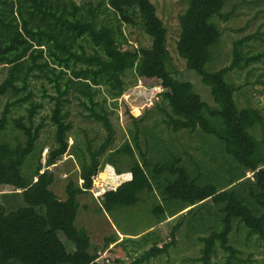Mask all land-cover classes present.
<instances>
[{"label":"trees","instance_id":"obj_1","mask_svg":"<svg viewBox=\"0 0 264 264\" xmlns=\"http://www.w3.org/2000/svg\"><path fill=\"white\" fill-rule=\"evenodd\" d=\"M184 1L176 52L210 88L216 106L205 103L191 82L174 77L168 31L151 0H106L105 8L113 12L115 24L100 18L99 7L84 9L75 0H0V66L6 67L0 96L7 97L0 117V188L8 191L0 193V264H108V257L93 248L90 235L78 228L76 218L80 198L92 188V177L105 165L122 173V158L128 159L130 178L115 187L110 199L101 197L99 209L111 213L137 206L140 196L153 193L154 187L166 204L151 210L158 224L177 214L180 219L200 214L211 205L210 232L198 239L201 264H216L213 259L219 249L225 254L224 264L241 263L239 249L230 244L234 223L247 229V239L256 237L264 243V136L259 140L255 134L264 125V117L258 109L237 105L239 86L228 80L232 71L261 62L263 55L243 51L250 37L236 40L231 63L210 70L222 36L215 20L224 18L227 0ZM122 25L140 27L150 45L124 49L128 39ZM126 72L166 87L156 106L166 114L167 128L200 131L219 141L235 162L228 170L230 178H202L171 150L152 164L147 155L151 151L143 152L139 146L144 130L140 126L133 141L142 162L129 142L111 150L116 129L108 99L120 98L127 89ZM38 81L53 127V143L44 164L38 147L43 123L37 124L36 118L45 103L35 98L32 88ZM74 100L104 135L98 145L86 136L84 141L76 139L71 155L79 172L77 180L68 181L66 198L61 200L51 189L55 175L49 168L68 153L67 139L74 128L69 107ZM19 110L24 114L12 117ZM132 119L134 123L143 120ZM153 236L154 231L141 236L151 247L138 262L167 251L168 245L158 247ZM112 242L107 240L104 248Z\"/></svg>","mask_w":264,"mask_h":264},{"label":"rangeland","instance_id":"obj_2","mask_svg":"<svg viewBox=\"0 0 264 264\" xmlns=\"http://www.w3.org/2000/svg\"><path fill=\"white\" fill-rule=\"evenodd\" d=\"M75 1L84 9L89 6L99 7L102 20L116 23L113 12L105 8L106 0ZM151 1L156 5L157 14L168 31L167 48L171 56L174 77L181 81L191 82L195 92L201 96L205 103L216 106L210 88L203 84L195 72L187 68L185 61L176 52V41L179 35L178 19L186 7L185 1ZM222 15L223 19L215 20L222 36L219 46L214 51L210 70L215 71L228 66L232 61L233 42L250 37L251 40L245 43L243 51L248 55L262 53V61L253 63L242 70L232 71L228 80L239 86V90L235 93L237 105L240 108L258 109L264 117V0H227ZM122 30L128 39V43L123 46L124 49L150 45L149 38L140 27L122 25ZM5 72L6 67L0 66V82L5 77ZM124 79L128 87L122 96L116 100L108 99L111 120L116 129L115 141L111 150H116L125 142H129L136 152V158L142 162L133 141L136 127L140 126L144 130L141 131L138 138L139 146L143 152L147 149L151 151L147 155L152 164L162 155H166L164 151L171 150L183 157L186 166L194 174L201 175L202 178L210 177L220 180L223 177H231L228 170H230V165L235 162L231 156L225 154L219 141L200 131L196 133L185 130L173 132L171 128H167L163 122L166 114L156 106L161 103L162 95L154 100L152 106L145 107L148 91L144 86H152L158 82L157 80L138 78L133 72H126ZM32 88L36 94L35 98L45 103V109L36 118L37 124L41 120L43 123L38 147L41 149V160L44 164L53 143V127L50 125L48 117L49 104L41 97L40 82H33ZM48 89L50 90V88ZM6 100V96H0V117ZM69 108V119L72 120L74 128L67 139L68 153L60 158L56 165L49 168L55 175L51 189L61 200L66 198L65 188L68 181L70 179L77 180L79 172L77 161L71 155L76 139L84 141L86 136L92 144L98 145L104 135L103 129L97 122L85 117L87 111L77 101L74 100ZM20 114H24V111H16L12 117H17ZM132 117H142L143 120L134 123ZM255 134L257 139L261 140L264 136V125L258 127ZM108 153L103 160L107 158ZM121 160L119 167L123 171L122 173L117 174L111 165H105L104 169L98 173L99 182L109 192L103 196L106 199L111 198L110 194L117 185L130 178L128 159L122 158ZM149 172L150 170H148V174ZM251 176V173H247V177ZM80 183L78 181V184ZM6 189L0 188V193ZM140 198V203L137 206L107 213L103 208L99 209L103 199L97 200L89 191L80 198L76 225L90 235L93 248L97 247L103 257H108V264H201L199 257L202 244L198 239L210 232L209 211L213 212V207L210 205L207 209L201 210L200 214H188L182 216L181 219V216L177 214L158 224L156 217L151 212L154 206L164 203L157 189L154 187L153 193L144 192ZM49 213L52 216V212L49 211ZM148 231H154L152 238H155L158 247L168 245L167 251L149 261L138 262L143 252L151 247V243H144L141 240V236ZM246 231L241 224L234 223L230 235V244L240 251L238 257L241 259V263L239 264H264V243L256 237L247 239ZM172 233H174L173 236ZM111 239L114 242L104 248L105 242ZM149 240L151 239L149 238ZM67 248L69 251L73 250V246L70 244H67ZM213 261L216 264H224V252L219 249Z\"/></svg>","mask_w":264,"mask_h":264},{"label":"built area","instance_id":"obj_3","mask_svg":"<svg viewBox=\"0 0 264 264\" xmlns=\"http://www.w3.org/2000/svg\"><path fill=\"white\" fill-rule=\"evenodd\" d=\"M144 88H145V90L148 91V96L146 98L147 101H146L145 107L152 106L154 103V100L157 99L162 93H164L166 91V87L163 86L161 84V82H159V81L152 86L151 85L144 86ZM47 151L48 150L46 149L45 152L47 153ZM44 163H45V161H44ZM98 176H99V174L92 177V188L90 189V192L93 194V196L96 199L103 197L105 195V193L108 192L107 188L103 184L101 185V182H99L100 178ZM79 182H81L80 183V185H81L83 181L79 180ZM108 262H109V260H107V263Z\"/></svg>","mask_w":264,"mask_h":264}]
</instances>
